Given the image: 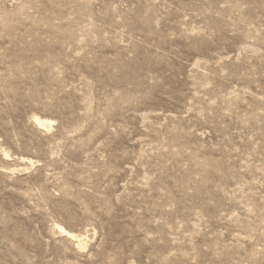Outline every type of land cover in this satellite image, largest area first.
<instances>
[{"label": "rangeland", "instance_id": "374dc122", "mask_svg": "<svg viewBox=\"0 0 264 264\" xmlns=\"http://www.w3.org/2000/svg\"><path fill=\"white\" fill-rule=\"evenodd\" d=\"M0 264H264V0H0Z\"/></svg>", "mask_w": 264, "mask_h": 264}, {"label": "bare ground", "instance_id": "6f19581e", "mask_svg": "<svg viewBox=\"0 0 264 264\" xmlns=\"http://www.w3.org/2000/svg\"><path fill=\"white\" fill-rule=\"evenodd\" d=\"M34 120L35 122L38 124V125H41V126H44V127H47V126H50L51 125V121L48 120V119H42L38 116H35L34 117ZM58 230L63 234V235H67V236H70L72 238H75L76 241H77V244L81 246L82 244V238H80L78 235H75L71 232H69L68 230H66L65 228H63L62 226H57Z\"/></svg>", "mask_w": 264, "mask_h": 264}]
</instances>
